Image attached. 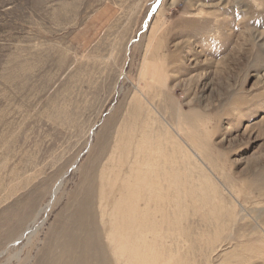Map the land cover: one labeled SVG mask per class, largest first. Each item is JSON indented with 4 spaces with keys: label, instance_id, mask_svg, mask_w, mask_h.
<instances>
[{
    "label": "rangeland",
    "instance_id": "374dc122",
    "mask_svg": "<svg viewBox=\"0 0 264 264\" xmlns=\"http://www.w3.org/2000/svg\"><path fill=\"white\" fill-rule=\"evenodd\" d=\"M86 256L264 264V0H0V264Z\"/></svg>",
    "mask_w": 264,
    "mask_h": 264
},
{
    "label": "bare ground",
    "instance_id": "6f19581e",
    "mask_svg": "<svg viewBox=\"0 0 264 264\" xmlns=\"http://www.w3.org/2000/svg\"><path fill=\"white\" fill-rule=\"evenodd\" d=\"M133 200H136V199H133ZM131 203H133V201H131ZM45 207H46V206H45ZM31 229H32V228H31ZM131 233H132V232H131ZM97 236H98V235H97ZM105 236H106V235H105ZM109 236H110V235H109ZM116 236H117V235H116ZM107 237H108V236H107ZM111 239H112V238H111ZM131 239H132V238H131ZM118 240H119V239H118ZM113 241H114V243L116 242L115 238H113ZM130 243H131V242H130ZM130 243H129V244H130ZM118 244H119V243H117V242L115 243V245H118ZM123 246H124V244H123ZM115 247H118V246H115ZM128 247H129V246H128ZM130 247H131V244H130ZM132 247H133V246H132ZM99 248H100V247H99ZM119 248H120V247H119ZM119 248H118V250H120ZM133 248H134V247H133ZM145 248H146V247H145ZM115 249H117V248H115ZM115 249H114V250H115ZM141 249H142V248H141ZM126 250H128V249L126 248ZM131 250H132V249L130 248V251H131ZM134 250H135V249H134ZM145 250H146V249H145ZM97 251H98V250H97ZM123 251H125V250H123ZM130 251H127V252H129V254H130ZM137 251H138V250H137ZM137 251H136V252H137ZM143 251H144V248H143ZM114 252H115V251H114ZM117 252H118V251H117ZM136 252H132V253L137 254ZM144 252H145V251H144ZM84 253H85V252H84ZM132 253H131V254H132ZM139 253H140V252H139ZM139 253H138V254H139ZM73 254H74V253H73ZM73 254H72V256H73ZM88 254H89V253H88ZM99 254L101 255V253H99ZM102 254H103V253H102ZM104 254H105V253H104ZM131 254H130V255H131ZM141 254H142V252H141ZM82 255H83V254H82ZM85 255H86V254H85ZM90 255H92V254H90ZM110 255H111V254H110ZM110 255H109V256H110ZM115 255L119 258L118 255H120V254L117 255V254L115 253ZM106 256H107V255H106ZM127 256H128V255H127ZM133 256H134V255H133ZM133 256H132V257H133ZM136 256H138V255H136ZM136 256L134 257V259L136 258ZM68 257H69V256H68ZM91 257H92V256H86V257L83 258L82 261L80 260L82 263L79 262V263H77V264H88V259L91 258ZM99 257H100V256H99ZM110 257L112 258V256H110ZM114 257H115V256H114ZM120 257H121V259H122V257L127 258L124 254H121ZM128 257H129V256H128ZM92 258H93V257H92ZM127 259H128V258H127ZM131 259H132V258H131ZM74 260H75V258H74ZM115 260H116V259H115ZM125 260H126V259H125ZM136 260H137V258H136ZM110 261H111V260H110ZM127 261H128V260H127ZM132 261H133V260H132ZM134 261H135V260H134ZM104 262H106V261L104 260ZM111 262H112V261H111ZM70 263H71V262H70ZM96 263H98V262H96ZM123 263H124V262H123ZM125 263H126V262H125ZM65 264H67V263L65 262ZM72 264H73V263H72Z\"/></svg>",
    "mask_w": 264,
    "mask_h": 264
}]
</instances>
